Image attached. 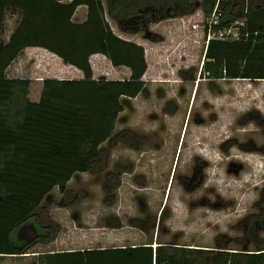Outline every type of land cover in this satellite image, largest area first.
Wrapping results in <instances>:
<instances>
[{
  "label": "rangeland",
  "instance_id": "rangeland-1",
  "mask_svg": "<svg viewBox=\"0 0 264 264\" xmlns=\"http://www.w3.org/2000/svg\"><path fill=\"white\" fill-rule=\"evenodd\" d=\"M191 1V14L137 31L122 30L106 12L115 34L143 45L145 89L123 99L112 135L101 144L104 167L73 174L68 195L54 187L42 201L59 240L71 241L72 250L81 237L91 248H107L104 236L120 246L177 244L242 253L264 247V79L201 75L209 15L202 0ZM82 6L75 22L86 18ZM15 21L16 27L19 15ZM4 34L2 23L0 41ZM24 49L5 74L29 81L31 101L40 98L45 78L79 76L47 53L29 57L37 51ZM106 60H89L93 78L129 77L127 67ZM107 171L120 177L110 191L103 189ZM115 219L118 227L111 225ZM59 249L57 241L37 242L23 254L0 256V264H37L38 254Z\"/></svg>",
  "mask_w": 264,
  "mask_h": 264
},
{
  "label": "trees",
  "instance_id": "trees-1",
  "mask_svg": "<svg viewBox=\"0 0 264 264\" xmlns=\"http://www.w3.org/2000/svg\"><path fill=\"white\" fill-rule=\"evenodd\" d=\"M0 0V29L7 12L19 21L7 42L0 41V256L20 255L37 242L55 239L57 226L45 214L43 199L54 187L69 194L73 174L104 167L101 147L114 130L123 99L145 89V50L115 34L107 14L125 31L188 15L191 0ZM216 0H202L210 15ZM85 5L86 18L72 20ZM223 28L246 17L249 34L238 40L210 39L201 75L210 80L264 79V0H220ZM245 29H242L244 31ZM27 46H39L83 72L82 78H45L37 101H31L27 79L9 78L6 68ZM101 53L113 66H125L126 79H95L89 57ZM121 132L119 136H122ZM129 133V132H128ZM120 177L107 171L103 189ZM109 193V192H108ZM107 198V197H106ZM151 222V221H150ZM118 227L117 219L111 223ZM264 247L255 252L217 251L177 244L129 245L43 252L37 264H262Z\"/></svg>",
  "mask_w": 264,
  "mask_h": 264
},
{
  "label": "crops",
  "instance_id": "crops-1",
  "mask_svg": "<svg viewBox=\"0 0 264 264\" xmlns=\"http://www.w3.org/2000/svg\"><path fill=\"white\" fill-rule=\"evenodd\" d=\"M80 7L84 8V6H82V5L81 6H78L76 8V11L74 12V14L72 16V20H74V17L76 16V13H77V11L79 10ZM10 14H12V16L11 15L10 16L7 15L5 17L6 19H4V22H3V24L5 23V34H4L5 35L4 36L5 37V42H7L9 40V38H10V36H11L13 30H14V27H15V23H16L15 20L18 17V13L17 12H12ZM13 20L15 21V23H12ZM81 21H82V19H81ZM121 37L124 38L123 36H121ZM24 50L25 51H29V50H35V51H37V52H30V53L27 52L29 57H32V55H33V56H35L37 58H41L42 56H47V55H45V53H47L48 54V59L50 58V59L56 61L63 68H66V70L68 69V71H72V73H75V74L78 73L79 76H74L75 78L81 77L80 76L81 75V70L80 69H78V68H76V67H74L72 65L65 64L60 57L56 56L55 54L50 53L49 51H47L46 49H44L42 47H33V46H29L28 47L27 46V47H25ZM106 59H107V57L105 55L101 54V53H94L89 58V60H90V62H91L92 65L93 64H99L100 62H104ZM36 67H37V64H36ZM48 77H51V76H48ZM74 77H72V76L69 75V77L68 76H65V77H63V79H70V78L72 79ZM58 78H61V77H58ZM34 101H37V100H34ZM54 217H55V219H56L57 222L60 221L58 218H56V216H54ZM59 236H60V234L57 233L55 239H53V242H56L57 241V248L58 249L60 248L58 251H64V250L65 251H71L72 248H70V247H72V246L70 244H68V243H71V241L65 240L63 242V240H59L60 239ZM111 239H112V237L106 238V236H104V238L101 239L102 245L108 244L107 247H120V245H114L115 242H114V240H111ZM73 241L74 242L77 241V244L79 245V247L76 248L77 250L92 249L91 247L88 246L89 243H90V240L88 238H85L84 239L83 237H81L79 239H76V241L75 240H73ZM110 244H112V245H110ZM101 247H106V246H101ZM95 248H99V247H95Z\"/></svg>",
  "mask_w": 264,
  "mask_h": 264
},
{
  "label": "built area",
  "instance_id": "built-area-1",
  "mask_svg": "<svg viewBox=\"0 0 264 264\" xmlns=\"http://www.w3.org/2000/svg\"><path fill=\"white\" fill-rule=\"evenodd\" d=\"M219 1L220 0H216L213 11L208 18L207 28L205 32L206 44L210 39L238 40L241 38H245L249 34V32L246 30V17L237 19L223 28H214V26L219 23ZM242 29L245 30L242 31Z\"/></svg>",
  "mask_w": 264,
  "mask_h": 264
}]
</instances>
